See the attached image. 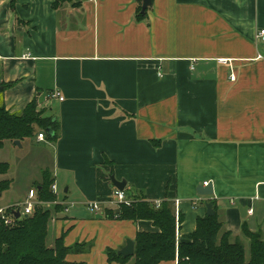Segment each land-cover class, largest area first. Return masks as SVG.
Segmentation results:
<instances>
[{"label":"crops","instance_id":"1","mask_svg":"<svg viewBox=\"0 0 264 264\" xmlns=\"http://www.w3.org/2000/svg\"><path fill=\"white\" fill-rule=\"evenodd\" d=\"M53 2L14 0L13 9L0 0V98L14 113L35 99L58 123L53 141L40 129L21 146L6 140L14 149L34 140L36 160L52 154L43 171L57 186L56 203L43 205L52 213L49 246L62 237L66 247L84 246L68 262L121 264L108 249L156 230L148 220L108 217L119 206L112 175L123 191L171 201L183 215L180 240L207 202L232 239H243L245 219L264 207V43L256 37L264 0H152L142 21L140 0ZM204 181L211 195L198 194Z\"/></svg>","mask_w":264,"mask_h":264},{"label":"trees","instance_id":"2","mask_svg":"<svg viewBox=\"0 0 264 264\" xmlns=\"http://www.w3.org/2000/svg\"><path fill=\"white\" fill-rule=\"evenodd\" d=\"M67 0H54L53 7H57ZM14 9V0H10ZM146 12L136 10L135 19L146 20ZM45 110L38 109L35 99L31 100L20 113L6 109L0 98V148L4 141L23 140L32 138L37 129L46 132L47 128L53 134H46L51 141L56 140L58 123L51 115H44ZM110 163L109 160H106ZM9 170L7 162H0V175ZM53 180L43 172L42 182L35 187L37 199L45 203L56 200L51 191ZM10 186V180L0 181V193ZM131 200L129 205L121 203L118 212L108 211V217L131 221L148 220L156 228L155 231H139L134 238V252L131 256L123 257L117 251L108 249L109 261H118L121 264L133 257L132 264H159L162 261H175L176 264H264V239L260 232L251 231L242 225L241 234L249 242V256L245 257L243 239L236 236L232 239L231 232L224 228L219 219L216 206L214 214L198 217L195 230L183 236L180 240L176 231L183 220L178 212L177 220L175 207L167 199L161 201L158 207L146 197L135 192L124 191ZM59 209L60 206H54ZM51 210L37 204L31 215L20 217L12 225H6L0 218V264H84L68 262L65 259L71 251L83 250L84 246L75 244L66 247L62 237L56 238L53 246H49L48 224L51 219Z\"/></svg>","mask_w":264,"mask_h":264},{"label":"rangeland","instance_id":"3","mask_svg":"<svg viewBox=\"0 0 264 264\" xmlns=\"http://www.w3.org/2000/svg\"><path fill=\"white\" fill-rule=\"evenodd\" d=\"M5 143V146L0 149V162H7L10 168L6 174L0 175V181L6 179L10 180V187L1 194L0 207L3 206L8 199L21 201L24 194L27 193V189L36 186L35 184L41 181L43 171L47 168L50 169L49 161L50 156H52L51 152L47 151L44 154V156H46L44 160H36L35 155L37 153L38 144L35 143L34 140L32 143L26 144L23 148L17 149H14L12 145H10V141H6ZM40 146L45 145L41 144ZM58 193L61 194V191L59 190ZM17 205L22 211L23 202ZM45 207L48 206L46 205ZM255 210V216L247 217L245 221L252 230L256 232L261 230L264 232V207L262 204H257ZM262 238L264 239V235ZM51 241V237H48L47 242L50 243ZM243 243L245 247V257L248 258L249 242L247 239L243 238Z\"/></svg>","mask_w":264,"mask_h":264},{"label":"built area","instance_id":"4","mask_svg":"<svg viewBox=\"0 0 264 264\" xmlns=\"http://www.w3.org/2000/svg\"><path fill=\"white\" fill-rule=\"evenodd\" d=\"M256 37L259 41H261L262 43H264V29H259L257 31V34H256ZM260 57V55L258 56ZM218 62L220 63H226L227 60L225 59H218ZM235 79V76L234 74H231L230 75V80H234ZM50 97L51 98H57L59 99L60 101L63 100V97L59 94V92L57 91H53L50 93ZM44 136H45V133L44 132H39L37 134V138L38 140H43L44 139ZM203 185L204 186H207L208 185V182L207 181H204L203 182ZM51 191L56 195L57 194V186L55 183H53L51 185ZM36 189H29L28 190V193H27V196L23 202V210L21 211L19 208H18V205H13V206H10V207H7V208H0V218L3 220V222L6 224V225H12L14 223V221L18 218H15L14 216V212L16 211H19V218L20 217H23L24 214H26L27 216L31 215L34 211V208L37 204H41V205H44V204H48V203H45V202H42V201H39L37 198H36ZM114 201L117 203V204H121V203H124V204H127L129 205L131 203V200L128 199L126 197V194L124 193L123 190H118V189H115L114 191ZM51 203H56V200H54L53 202ZM101 201L99 200H96V201H92L88 204V208L89 210L93 211V212H97L101 209V205H100ZM153 203L155 204L156 207H158L161 203L160 200H155L153 201ZM248 213H252V210L251 209H248L247 210ZM175 213H176V220H177V215H178V212H177V209H175Z\"/></svg>","mask_w":264,"mask_h":264},{"label":"water","instance_id":"5","mask_svg":"<svg viewBox=\"0 0 264 264\" xmlns=\"http://www.w3.org/2000/svg\"><path fill=\"white\" fill-rule=\"evenodd\" d=\"M141 1V12H145V10L151 6L152 4V0H140ZM54 119V118H53ZM46 133L47 134H53V131L50 128L46 129ZM14 143L17 146H21L19 140H15ZM110 180H111V184L113 187H115L118 190H124L125 187V181L124 180H116L113 175L110 176ZM197 192L198 194L201 195H211L213 193V189H212V184L209 183L207 186H198L197 188ZM206 207V215L210 216L214 214V210L212 208V203L211 202H207L205 204ZM240 209H244V212L246 211V208L241 207ZM15 218H19L20 214L19 211H16L13 213ZM23 217H27L26 214L23 215ZM134 252V242L131 239H127L125 242V245L120 248L119 250H117V254L121 255L123 257H128L131 256Z\"/></svg>","mask_w":264,"mask_h":264}]
</instances>
